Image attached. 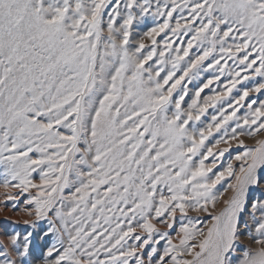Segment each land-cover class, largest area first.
<instances>
[{"label": "snow or ice", "instance_id": "snow-or-ice-1", "mask_svg": "<svg viewBox=\"0 0 264 264\" xmlns=\"http://www.w3.org/2000/svg\"><path fill=\"white\" fill-rule=\"evenodd\" d=\"M149 16L155 26L135 38L133 25ZM212 70L182 107L188 85ZM224 75L226 91L202 99ZM253 77L261 81L229 102L231 113L220 108L190 129ZM261 91L264 0H0V187L5 207L19 199L12 189L35 190L25 201L34 220L24 224L47 221L39 264H146L143 250L160 240L163 252L153 246L147 264H264V195L250 198L264 189V140L246 148L239 139L264 133V102L236 118ZM222 128L225 138L208 147ZM233 140L244 148L239 164L214 172L229 150L214 148ZM189 211L210 224L189 219L178 244L152 223L166 217L171 229ZM33 238L11 235L0 264L30 256Z\"/></svg>", "mask_w": 264, "mask_h": 264}, {"label": "rangeland", "instance_id": "rangeland-1", "mask_svg": "<svg viewBox=\"0 0 264 264\" xmlns=\"http://www.w3.org/2000/svg\"><path fill=\"white\" fill-rule=\"evenodd\" d=\"M105 20H107V17H105ZM156 21L153 20L151 16L146 17L142 22H137L133 25V36L135 38H139L142 36L145 32L150 30L151 27L155 26ZM164 38V34L162 33L160 36L156 37L157 41L159 43H162V40ZM190 37H185V39H188ZM145 44L150 46L151 42L147 39H145ZM193 53L197 52L198 49H193ZM210 61H205V65H207ZM151 63V62H150ZM223 63V61H221ZM235 67V64L232 60H228V68L232 69ZM227 71V70H226ZM214 70L212 71H206L202 72L200 75V78L197 80H194L192 84L188 85L189 88V96L185 98V103L182 105V107L186 108L187 105L191 102V97L194 95V92L197 87L201 86L203 82H206L207 79L211 78L213 75H217ZM245 73H242V76ZM229 77L227 75H224L221 77L220 81L216 84H213L210 86V88H207L204 90V92L201 93V98H205L206 96H210L214 94V91L216 93L226 91L224 88V85L228 83ZM260 77H253L249 80H245L243 83L238 84L235 89L232 90L231 94L224 100L220 101L215 108L210 107L208 111L201 117V121L197 122L196 124H190V129L192 127L200 128L203 126H206L207 123L211 122V118L213 115H218V109L220 108H227V113H231L232 108L228 107L229 102H232L234 104L235 98H238L242 91L245 88L253 87L257 82H260ZM255 100L257 103L253 105V107H258L261 102H264V91H261L260 93L252 92L249 94V96L246 98L245 101H243L244 107H241L239 112L236 114V118H240L244 116L247 111V105L252 101ZM237 107H239L237 105ZM232 121H229V124L226 125V127L229 129V136L231 135V128L235 127V119ZM237 131H240L239 129ZM223 128L220 132H213V135L208 137V139L205 141V144L208 147H212L215 144L216 140L225 138L223 135ZM240 140L244 141V146L246 148H254L256 147V141L257 140H264V133L258 134L256 137H248V136H241L239 138ZM227 147L229 150L225 152L224 156L221 157L217 161V167L213 169L214 172L222 171L224 168L227 167V164L229 162L233 163V166L236 167L239 162L234 160V157L238 154H241L244 151V148H241L238 146V141L233 140L231 141V144H221L219 149L214 148V153L218 155V152ZM35 155V154H34ZM214 157H209L208 161L205 163L208 164L213 160ZM3 166H0V183L3 182ZM36 182H39V177L36 174H33ZM211 175V174H210ZM228 181H222L221 184L217 185V189L220 191H223V189L227 186ZM35 190H31L29 193L20 194L18 190L12 189L11 194L14 196L19 197L17 201H8V206L5 207V190L0 187V245L7 246L9 248V251L11 252V245L9 242V237L15 233H19L21 236L24 235L26 231H34V238H33V244L30 249L31 255L28 257H20L12 254V258L17 261V264H39L38 258L40 257L43 249L45 248L46 244L44 240L40 239L41 233L47 229L48 224L47 221H40L38 222V226L35 229H31L29 226H26L24 224L25 220H34V217H29L27 215L28 209H31L30 205H27L25 201L30 195H33ZM67 194V190H66ZM231 193H225V196L230 195ZM264 195V189H256L253 191H250V198H258ZM15 203L16 207L13 208L12 204ZM219 207H222L220 205ZM219 207L217 210H219ZM166 219V217H161L158 220H153L152 223L156 226L157 232H168L169 236L172 238L174 243L179 242L178 234L180 232V228L183 224H186L189 219H191L193 222L197 224V227L203 228L206 231V225L210 224V217L207 213H197L189 211L187 217H181L179 212H177L175 222L173 223V227L171 229L167 228L165 224H163L161 221ZM244 219L248 220L249 217L245 216ZM171 222V221H170ZM135 224V222H133ZM134 235H141L142 237H146V233L141 232L137 228V232L134 233ZM154 239H159V236L157 234H153ZM51 241L48 240V243ZM134 240L129 239L128 243L132 244L134 243ZM242 243L244 245H248L249 241L245 238ZM156 247L158 250V253L163 252V248L166 246V240H160V243L158 245H149L147 248L143 250V255L147 264V253L151 250L152 247ZM140 253H138L139 255ZM185 259H191V257H184ZM2 259V257H0ZM156 260V257H153V261Z\"/></svg>", "mask_w": 264, "mask_h": 264}]
</instances>
